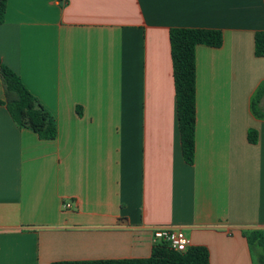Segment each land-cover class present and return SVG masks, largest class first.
Masks as SVG:
<instances>
[{
  "label": "crops",
  "instance_id": "0c3cea01",
  "mask_svg": "<svg viewBox=\"0 0 264 264\" xmlns=\"http://www.w3.org/2000/svg\"><path fill=\"white\" fill-rule=\"evenodd\" d=\"M172 27L223 33L220 47L196 48L193 164ZM259 30L264 0H7L0 57L57 136L19 127L0 104V264L145 258L165 226L208 247L211 264H258L243 232L264 234V118L251 108L264 81Z\"/></svg>",
  "mask_w": 264,
  "mask_h": 264
},
{
  "label": "trees",
  "instance_id": "16d2710c",
  "mask_svg": "<svg viewBox=\"0 0 264 264\" xmlns=\"http://www.w3.org/2000/svg\"><path fill=\"white\" fill-rule=\"evenodd\" d=\"M7 0H0V24L5 21ZM220 47V29L203 27H172L170 29L171 56L175 84L177 115L181 135L182 154L193 164L196 146L197 121V58L198 45ZM255 55L264 56V30L255 33ZM0 76L7 98H0L19 127L36 132L41 139L57 136V122L53 114L33 95L21 77L5 65L0 57ZM14 96V97H13ZM253 113L264 118V81L257 87L251 101ZM249 140L256 141V132L249 131ZM249 244L258 252V264H264V234L260 230L243 232ZM51 264H211L210 252L204 245H191L185 251L171 248L166 242L154 245L145 258L62 260Z\"/></svg>",
  "mask_w": 264,
  "mask_h": 264
},
{
  "label": "built area",
  "instance_id": "2783aa9c",
  "mask_svg": "<svg viewBox=\"0 0 264 264\" xmlns=\"http://www.w3.org/2000/svg\"><path fill=\"white\" fill-rule=\"evenodd\" d=\"M65 206L71 207V204L67 203ZM153 241L155 245L166 242L171 248L178 251H185L191 246V240L182 229L169 226L155 228L153 230Z\"/></svg>",
  "mask_w": 264,
  "mask_h": 264
}]
</instances>
